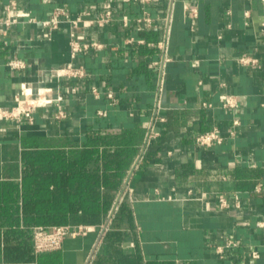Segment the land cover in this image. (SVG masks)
<instances>
[{
  "label": "crops",
  "instance_id": "crops-1",
  "mask_svg": "<svg viewBox=\"0 0 264 264\" xmlns=\"http://www.w3.org/2000/svg\"><path fill=\"white\" fill-rule=\"evenodd\" d=\"M15 1L37 18L56 6L71 16L87 11L73 31L100 47L73 60L85 69L83 78H59L52 70L71 61V28L61 23L49 31L27 22L9 28L0 41V109L16 105L25 82L59 92L66 116L55 117L54 103L35 107L33 122L0 115V182L20 177L21 135L70 147L99 129L136 152L98 224L68 233L57 249L14 262L122 264L130 257L139 264H264V0ZM104 9L112 12L108 23L86 22ZM144 14L149 24L138 21ZM13 55L27 62L25 69L8 68ZM239 55L258 62L241 66ZM226 94L238 95L239 107L222 109ZM233 118L239 123L229 137ZM215 125L225 140L197 146L194 135ZM151 126L155 135L147 138ZM5 229L0 226V248ZM227 238L239 246L220 257L216 247Z\"/></svg>",
  "mask_w": 264,
  "mask_h": 264
},
{
  "label": "trees",
  "instance_id": "trees-1",
  "mask_svg": "<svg viewBox=\"0 0 264 264\" xmlns=\"http://www.w3.org/2000/svg\"><path fill=\"white\" fill-rule=\"evenodd\" d=\"M115 137L111 131L89 129L80 145L70 147L45 145L34 135L19 137L20 177L0 182V226H6L0 260L30 259L35 226L100 222L136 152L128 142L114 143ZM112 144L116 148L111 151ZM120 262L139 264L130 257Z\"/></svg>",
  "mask_w": 264,
  "mask_h": 264
},
{
  "label": "built area",
  "instance_id": "built-area-1",
  "mask_svg": "<svg viewBox=\"0 0 264 264\" xmlns=\"http://www.w3.org/2000/svg\"><path fill=\"white\" fill-rule=\"evenodd\" d=\"M141 4H146L151 2V0H138ZM246 15L249 14V10L244 12ZM87 11L78 13L75 16H71L63 7L56 6L50 15L45 18H37L32 16L29 11H24L18 8L17 2L15 0H9L6 3H2L0 0V41L5 42V37L8 34L9 28L17 24L18 22H27L37 24L40 27L53 30L57 28L61 23H66L70 28V38H69V51L71 61L64 64L63 66L56 68L53 71L55 76L59 78H83L86 75V71L83 67H77L73 64V60L77 57L80 52L88 50L90 47L98 48L100 44L95 41H81L73 31L82 22H85L83 15H88ZM190 16L196 15V9L191 8L189 12ZM112 12L110 9H104L98 13V15L86 22L91 24H105L111 20ZM140 22L145 24L150 23V18L147 14H144L140 19ZM130 41V40H129ZM162 47H165V43L162 41L159 43ZM169 58H164L168 60ZM238 64L241 66H253L256 65L258 60L255 57L249 55H239L236 58ZM6 65L10 70H23L27 66V62L23 59L18 58L13 55L8 58ZM95 94L97 93L94 89ZM41 94L43 96L41 97ZM107 96L114 101V96L112 91L107 92ZM62 95L54 93L51 87H36L33 88L31 85L23 82L20 84V91L16 96V105L11 109H0V115L6 118H14L16 120H21L24 116L29 122H33V110L35 107L45 106L47 104L54 103L56 106V118H63L66 116L65 110L61 106ZM220 106L224 110H233L240 105L239 96L236 94H226L219 100ZM202 107L210 108L212 107L211 102H202ZM102 114L103 112H99ZM238 120L233 118L231 120V130L229 132V137L235 134V127L238 125ZM155 135L152 130V126L147 131V138ZM224 134L221 132L218 126H213L211 129L199 132L194 135V142L197 146L206 147L214 144H221L225 140ZM236 198V204H238V197ZM219 203L221 207L227 206L228 202L225 196L219 197ZM89 230L88 225H61V226H35L32 230V247L34 253L50 251L57 249L61 246L64 236L68 233L72 234H84ZM239 244L236 240L232 238H227L226 241L216 247V253L223 257L224 251L227 248L238 247ZM252 257H257L256 252H251ZM0 264H23L21 262L14 261H0Z\"/></svg>",
  "mask_w": 264,
  "mask_h": 264
},
{
  "label": "bare ground",
  "instance_id": "bare-ground-1",
  "mask_svg": "<svg viewBox=\"0 0 264 264\" xmlns=\"http://www.w3.org/2000/svg\"><path fill=\"white\" fill-rule=\"evenodd\" d=\"M43 96V94H41V97Z\"/></svg>",
  "mask_w": 264,
  "mask_h": 264
}]
</instances>
